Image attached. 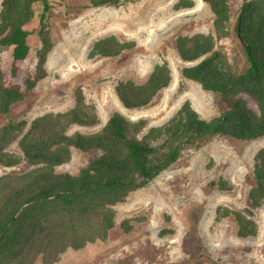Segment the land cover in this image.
<instances>
[{
	"label": "trees",
	"instance_id": "16d2710c",
	"mask_svg": "<svg viewBox=\"0 0 264 264\" xmlns=\"http://www.w3.org/2000/svg\"><path fill=\"white\" fill-rule=\"evenodd\" d=\"M118 0H90L91 5ZM213 13L214 33L180 34L176 49L185 61L182 74L205 90L221 95L226 108L209 119L186 100L166 122L146 127V120H132L113 111L96 131L70 132L73 124L94 125L100 117L81 88L74 91V105L34 117L14 118L12 107L23 100L47 75V56L53 47L48 11L51 0H1L0 2V164L26 163L30 169L0 175V264H33L41 255L53 264L68 248L106 240L114 227L116 203L148 184L182 155V145L216 133L238 139L264 135V0H203ZM194 0H177L173 7H192ZM41 9L37 27L39 46L32 69L24 66L31 50L27 25ZM233 37L249 60L238 72L217 41ZM136 46L110 34L94 41L89 56H115ZM167 59L156 63L143 82L120 79L115 85L125 107L152 101L171 81ZM252 98L255 106L249 104ZM17 142L19 151L9 149ZM87 152V164L78 172H60L72 149ZM254 183L243 208L220 205L216 220L231 216L239 237L259 231L255 209L264 202V146L253 158ZM221 187L225 182L221 181ZM131 229L127 219L121 221Z\"/></svg>",
	"mask_w": 264,
	"mask_h": 264
},
{
	"label": "rangeland",
	"instance_id": "374dc122",
	"mask_svg": "<svg viewBox=\"0 0 264 264\" xmlns=\"http://www.w3.org/2000/svg\"><path fill=\"white\" fill-rule=\"evenodd\" d=\"M176 1L118 0L93 6L90 0H51L47 15L53 47L47 56V75L13 105L12 117L31 121L44 112L66 110L74 105L77 88L95 105L100 121L73 124L70 132L96 131L113 111H120L132 120L144 118L145 133L150 126L166 122L186 100L203 118L219 114L226 108L221 95L182 74V67L194 61L183 60L175 42L180 34L214 33L213 13L203 0L180 9L173 7ZM40 12L38 9L27 25L31 50L24 66L29 69L35 64L39 46L36 30ZM110 34L121 40L133 39L136 46L115 56L90 57L94 41ZM217 47L238 72L249 66L243 47L233 37L219 39ZM163 59L171 67L170 83L150 103L125 107L115 90L117 81L130 78L143 82ZM6 119L0 117V123ZM262 146L264 135L238 139L216 133L194 144H183L178 160L113 206L115 224L106 240L81 249L68 248L53 264H264V202L255 209L259 225L255 237H239L231 216L215 219L220 205L243 208L249 204L253 158ZM9 149L19 151L17 142ZM89 157L73 148L71 159L56 170L76 173ZM30 168L24 162L0 164V175ZM124 219L131 224L129 231L121 227ZM33 264H44L41 255Z\"/></svg>",
	"mask_w": 264,
	"mask_h": 264
}]
</instances>
